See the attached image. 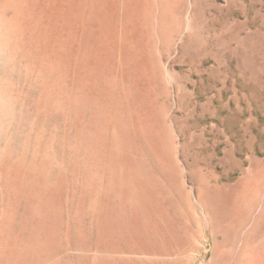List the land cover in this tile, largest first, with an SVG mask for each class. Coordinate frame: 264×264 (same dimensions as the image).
<instances>
[{
  "label": "rangeland",
  "instance_id": "1",
  "mask_svg": "<svg viewBox=\"0 0 264 264\" xmlns=\"http://www.w3.org/2000/svg\"><path fill=\"white\" fill-rule=\"evenodd\" d=\"M0 264H264V0H0Z\"/></svg>",
  "mask_w": 264,
  "mask_h": 264
},
{
  "label": "bare ground",
  "instance_id": "2",
  "mask_svg": "<svg viewBox=\"0 0 264 264\" xmlns=\"http://www.w3.org/2000/svg\"><path fill=\"white\" fill-rule=\"evenodd\" d=\"M96 201H97V200H96ZM96 201H94V202H96ZM91 205H92V204H91ZM90 248H91V247H90ZM33 249H34V248H33ZM153 256H154V255H153ZM157 259H158L157 257H152V258H151V262L154 263V262L157 261Z\"/></svg>",
  "mask_w": 264,
  "mask_h": 264
}]
</instances>
